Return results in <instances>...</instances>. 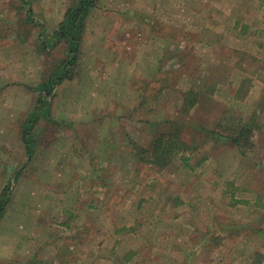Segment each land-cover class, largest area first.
I'll return each instance as SVG.
<instances>
[{"label":"rangeland","instance_id":"1","mask_svg":"<svg viewBox=\"0 0 264 264\" xmlns=\"http://www.w3.org/2000/svg\"><path fill=\"white\" fill-rule=\"evenodd\" d=\"M76 1L29 0L49 33ZM90 14L29 157L35 87L68 46L45 50L27 7L0 0V264H264V0H98ZM240 120L244 152L211 133ZM178 125L194 168L136 156Z\"/></svg>","mask_w":264,"mask_h":264},{"label":"trees","instance_id":"2","mask_svg":"<svg viewBox=\"0 0 264 264\" xmlns=\"http://www.w3.org/2000/svg\"><path fill=\"white\" fill-rule=\"evenodd\" d=\"M97 1L98 0H77L70 8L67 9L65 17L60 25L52 33H49L45 30L44 26L36 20L33 15L34 10L31 7L29 0H20L22 5L27 7V19L32 24L39 25L42 28L45 40H43L40 45L45 50L55 48L57 43L61 41L66 42L68 46V56H66L65 59H63V61L56 66L54 72L49 73L45 79L35 87L39 92V96L36 100L35 108L23 124L22 133L27 155L29 157H32L34 153L33 128L43 116L49 113L46 106V98L48 95L52 94L53 90L58 85L62 84L66 79H70L77 70L80 62L81 41L83 39L85 21L92 9L96 6ZM192 88L188 94L193 92ZM188 94H185L183 98V111L187 108L186 101L189 98ZM168 120L169 119L166 121L171 123L172 120ZM251 126L252 124L250 125L249 123H244L240 120L237 122L236 128H234L236 131L233 133L216 131L210 132L215 136V140L224 144H228L230 141L237 144L242 152H244V149L250 142L248 140V135L250 133L249 128ZM201 130L207 135L210 133L203 128H201ZM198 145L197 140L188 141L185 139L184 134L178 125L174 128H170L168 131L159 132L144 145L135 143L133 147L136 156H138L142 162L149 163L155 168L163 170L170 167L176 158L181 159L185 166L194 168V166L190 164L191 156L188 155V153H193L197 150ZM204 159L205 157H203V159L199 162H202ZM8 188V186L4 188L0 197V220L5 213V205L8 201Z\"/></svg>","mask_w":264,"mask_h":264},{"label":"crops","instance_id":"3","mask_svg":"<svg viewBox=\"0 0 264 264\" xmlns=\"http://www.w3.org/2000/svg\"><path fill=\"white\" fill-rule=\"evenodd\" d=\"M90 15H91V14H89V15L87 16V19L89 18ZM94 44H95V45H98V42H97V43H94ZM38 83H39V82H38ZM38 83H37V84H38Z\"/></svg>","mask_w":264,"mask_h":264}]
</instances>
